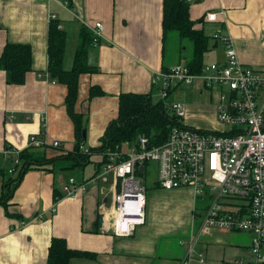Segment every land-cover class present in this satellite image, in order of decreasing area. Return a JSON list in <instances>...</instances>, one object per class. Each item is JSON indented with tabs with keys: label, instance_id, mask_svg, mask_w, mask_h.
<instances>
[{
	"label": "crops",
	"instance_id": "crops-1",
	"mask_svg": "<svg viewBox=\"0 0 264 264\" xmlns=\"http://www.w3.org/2000/svg\"><path fill=\"white\" fill-rule=\"evenodd\" d=\"M192 1L194 27L211 37L213 48H221L212 52L216 62L226 60V45L214 37L222 32L244 64L264 69V0ZM209 12H216L217 20L208 21ZM54 14L68 34L67 68L82 42V30L92 36L84 21H102L105 27L100 44L88 47L89 62L98 70L81 74L76 103V110L87 117L85 146L93 150L101 146L108 126L118 118L121 94L153 92L156 72L187 64L192 57L182 61L180 49L181 60L167 59L168 41L179 46L181 36L172 31L164 37V0H0V53L8 42L28 44L33 50V69L24 84H9L6 71L0 69V197L6 180L20 165L17 155L7 150L27 149L33 135L47 141L43 149L49 157L66 155L76 145L75 125L66 105L67 85L47 76ZM94 85L105 93L91 98ZM171 97L189 103L187 121L197 123L192 126L221 127L217 96L200 82L187 89L179 86ZM57 140L61 145H52ZM104 162V154L94 152L85 167L28 170L7 209L0 204V264H47L54 237L90 253L73 257L70 264H235L233 260L240 257L252 261L248 231L200 232L195 213L203 202L190 189L160 187L157 173L153 187L147 184L146 222L131 233H118L114 196L121 184L113 172L101 177ZM146 169L145 175L143 168L139 171L142 176L147 177ZM70 178L84 186L74 195L64 190ZM126 226L124 222L122 227ZM194 236L198 240L189 252L188 242ZM182 237L187 242H181Z\"/></svg>",
	"mask_w": 264,
	"mask_h": 264
},
{
	"label": "built area",
	"instance_id": "built-area-1",
	"mask_svg": "<svg viewBox=\"0 0 264 264\" xmlns=\"http://www.w3.org/2000/svg\"><path fill=\"white\" fill-rule=\"evenodd\" d=\"M52 16L56 19L55 14ZM206 19L217 20V13L209 12ZM84 23L92 30L91 44L98 46L104 36L103 22ZM214 37L226 45L225 61L209 63L199 73L187 64L178 63L153 76L159 97L181 119L171 128L167 140L159 145L153 144L148 136L123 141L106 152L108 160L101 177L106 179L113 172L120 180L121 190L114 196L118 233H131L146 222L148 187L147 177L142 175L154 161L160 187L190 189L195 199L203 202L195 213L200 232L209 233L214 228L248 231L253 259L240 257L233 262L264 264V69L244 64L226 33L217 32ZM196 82L217 96L219 129H200L188 124L186 102L169 99L179 86ZM47 145L39 135L30 138L29 147ZM52 145L60 146L61 142L57 140ZM6 152L17 155L19 164L21 151ZM141 170L142 175L138 173ZM80 187L84 188L70 178L64 190L67 195H74ZM124 222H127L125 229ZM197 240L194 236L189 241V252Z\"/></svg>",
	"mask_w": 264,
	"mask_h": 264
},
{
	"label": "trees",
	"instance_id": "trees-1",
	"mask_svg": "<svg viewBox=\"0 0 264 264\" xmlns=\"http://www.w3.org/2000/svg\"><path fill=\"white\" fill-rule=\"evenodd\" d=\"M192 2V0H164V37L167 39L170 32L176 31L181 38H186L193 43V54L187 65L193 72L199 73L207 65L204 62V57L213 48V43L211 37L206 35L203 30L194 27L195 21L190 15ZM59 25L58 19H52L49 25L48 71L52 80L67 85L66 105L75 125L76 145L66 155L53 157L47 155L43 149L45 147H29L21 151L20 165L16 166L15 175L6 180V191L0 197V204L4 205L6 209L15 189L28 170L47 166H51L52 169L85 167L94 152L105 154L106 162L108 160L106 152L109 149H116V146L125 140L134 141L139 136H148L153 144L164 143L171 128L181 121L164 100L160 97L156 100V95H158L156 87L151 93H123L120 95L118 118L108 126L101 146L97 150L91 148H88V152L84 150L87 117L76 110V103L81 74L98 70L97 66L90 64L88 59V47L92 42V36L85 31V28L82 30V42L75 51L72 66L67 68L65 61L68 34ZM0 69L6 71L9 84H24L27 73L33 69L31 45L8 42L0 53ZM104 93L100 86L91 87V98ZM89 254L70 248L65 238L54 237L49 249L47 264H70L73 257L88 256Z\"/></svg>",
	"mask_w": 264,
	"mask_h": 264
},
{
	"label": "rangeland",
	"instance_id": "rangeland-1",
	"mask_svg": "<svg viewBox=\"0 0 264 264\" xmlns=\"http://www.w3.org/2000/svg\"><path fill=\"white\" fill-rule=\"evenodd\" d=\"M59 27H60V25H59ZM61 29H63V27H60ZM175 33L177 34V32L175 31ZM178 40H179V42L180 43H178V45L179 46H176L174 43L175 42H173L172 40H169L168 41V43H167V48H166V56H167V59L168 60H171L172 61V59L173 58H175L176 60L178 59V60H181L180 59V49H181V51H183L184 52V58L182 59V61H184L186 58H188V57H191L192 56V54H193V49H194V47H193V43L190 41V40H188V39H183V38H181V37H178ZM187 47L186 48V50H183L182 48L183 47ZM175 47H176V49L178 50V52L176 53L175 52ZM212 51H208L206 54H205V57H204V62L205 63H212L213 61H215L216 59H217V56H215L214 57V54L212 53L213 51H215V50H221V48H212L211 49ZM219 52V51H218ZM177 60V61H178ZM185 62V61H184ZM183 62V64H186V63H184ZM49 74H47V76H48ZM193 85H195V83H193V84H183V85H181L180 86V89H187L188 87H190V86H193ZM80 89V88H79ZM158 98H159V96H156V100H158ZM169 99H173L172 97L171 98H169ZM182 100V99H181ZM183 101H185V100H183ZM186 104H187V106H188V109H189V112H190V108H189V103L186 101ZM188 112V113H189ZM187 117H188V115H187ZM187 117L185 118V121L188 123V124H193V125H195L196 126V122L194 121V122H192V121H187ZM194 123H196V124H194ZM214 124V123H213ZM216 124H214V126H215ZM229 127V126H228ZM35 147V146H34ZM43 147H46V146H43ZM29 148V147H28ZM37 148H41V147H37ZM148 170H149V172H148V175H147V184H148V186L149 187H153V185H154V179H155V177H156V173H157V164L154 162V161H151L149 164H148ZM147 207H148V204H147ZM147 208H146V212H147ZM196 218V217H195ZM196 220H198L197 218H196ZM187 238H181V242L183 241V240H186ZM189 243V242H188Z\"/></svg>",
	"mask_w": 264,
	"mask_h": 264
},
{
	"label": "water",
	"instance_id": "water-1",
	"mask_svg": "<svg viewBox=\"0 0 264 264\" xmlns=\"http://www.w3.org/2000/svg\"><path fill=\"white\" fill-rule=\"evenodd\" d=\"M84 138H87V130L84 131Z\"/></svg>",
	"mask_w": 264,
	"mask_h": 264
}]
</instances>
